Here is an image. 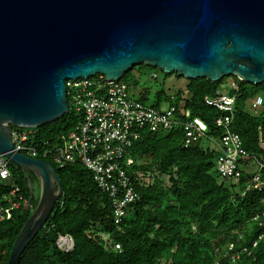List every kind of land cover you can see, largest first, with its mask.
<instances>
[{
	"label": "trees",
	"instance_id": "trees-1",
	"mask_svg": "<svg viewBox=\"0 0 264 264\" xmlns=\"http://www.w3.org/2000/svg\"><path fill=\"white\" fill-rule=\"evenodd\" d=\"M158 71L164 81L175 76L188 82L185 91L176 93V104L212 126L220 112L206 105L205 100L221 90L225 77L219 82L206 78L187 80L176 73L166 74L140 65L127 72L123 78L126 82H123L137 91L141 76L151 73L157 77ZM231 83L238 86L237 91L230 88L228 92L237 96L232 130L239 134L249 154L261 153L264 83L253 85L235 77L231 78L230 86ZM153 94L150 99V89H143L133 95L158 108L170 100L164 87ZM257 96L262 98L263 104L258 109L261 110L258 117L254 118L243 104ZM77 121L70 111L39 127L37 139L54 141L73 129ZM183 141L181 128L157 134L142 133L131 150L132 172L150 174L151 183L146 187L137 186L140 199L131 205L121 225H115L110 219V200L98 189L84 166L70 164L60 169L50 161L62 184L63 195L18 264H264V238L258 239L264 234V228L252 221L257 214L261 216L260 221H264V192L247 189L256 167L249 164L242 169L243 177L238 181L221 179L216 172L218 152L211 142L202 140L185 147ZM12 167V180L0 181V204L13 183L21 188L25 200L9 221L0 223V264H8L14 244L38 203L35 196L29 203V184L22 171L15 165ZM92 233L108 234L113 242L120 243L122 252L106 248L104 241ZM62 236L73 239L71 251L59 247L57 242ZM230 244L233 250L229 252ZM244 247L250 254H241L233 263L230 255L241 252Z\"/></svg>",
	"mask_w": 264,
	"mask_h": 264
},
{
	"label": "water",
	"instance_id": "water-1",
	"mask_svg": "<svg viewBox=\"0 0 264 264\" xmlns=\"http://www.w3.org/2000/svg\"><path fill=\"white\" fill-rule=\"evenodd\" d=\"M187 80L264 83V0H0V153L40 198L8 264L20 258L63 195L49 162L16 153L12 128L69 113L65 82L120 81L136 66Z\"/></svg>",
	"mask_w": 264,
	"mask_h": 264
},
{
	"label": "built area",
	"instance_id": "built-area-1",
	"mask_svg": "<svg viewBox=\"0 0 264 264\" xmlns=\"http://www.w3.org/2000/svg\"><path fill=\"white\" fill-rule=\"evenodd\" d=\"M65 85L69 112L72 111L78 120L74 128L62 133L54 141H40L37 139L39 127H13L14 150L28 158L49 163L51 161L60 169L70 164L84 166L98 189L110 200V219L115 225H121L125 221L131 205L140 199L137 186L146 187L151 183L150 174L132 172L134 159L131 150L144 131L157 134L181 128L185 147L202 140L211 142L218 152L216 172L221 179L238 181L243 177L242 169L253 164L256 171L248 182L247 189L264 192V140L260 133L259 147L262 152L249 154L243 147L239 134L232 130L237 96L220 90L215 96L206 98V105L220 112L210 126L201 118L192 117L189 111L181 110L175 97L160 108L140 101L122 80L110 81L98 74L86 80H67ZM230 87L234 91L238 89L237 83H231ZM247 102L253 109H260L263 104L259 96ZM13 165L15 164L0 153L1 182L12 180ZM8 189L7 196L0 204V223L9 221L25 200L18 185L13 183ZM260 217L257 214L252 221L259 222V226L264 228V221H260ZM95 236L104 241L106 248L122 252L120 243L113 242L108 234ZM242 238L243 234L240 233L239 239ZM263 238L264 234L258 237L259 240ZM57 243L65 251H71L74 246V241L69 236L60 237ZM256 245L257 242L253 244L254 247ZM231 250L233 244L228 247V251ZM244 253L250 254L248 248L244 247L241 252L231 254V261L235 263Z\"/></svg>",
	"mask_w": 264,
	"mask_h": 264
},
{
	"label": "rangeland",
	"instance_id": "rangeland-1",
	"mask_svg": "<svg viewBox=\"0 0 264 264\" xmlns=\"http://www.w3.org/2000/svg\"><path fill=\"white\" fill-rule=\"evenodd\" d=\"M158 76L156 77V75L154 74H146L144 76H141V80H140V86L138 88V90H134L133 86L131 87V93L132 94H137L140 90L143 89H150V99L153 98V93L156 92V89L164 87L166 89V92L168 93V95L170 96V98L175 97L176 93L178 91H185L186 85L188 84V82L184 79H178L175 76H170L168 79H166L165 81L163 80V76L161 74V71H158ZM137 74V72H136ZM157 80H154V79ZM232 77H225L224 78V82L223 85L221 86V91L228 93L230 91V80ZM122 81H125L124 79H122ZM151 103V102H149ZM243 107L254 117L257 118L258 114L260 113L261 110L258 109H253L251 108V104L249 102H245L243 104ZM262 108V107H261ZM260 108V109H261ZM31 180L33 182L34 185V189H35V199H37V201H39L40 198V181L37 179V177L34 174H31ZM38 204V203H37ZM131 216V215H130ZM166 261V260H165Z\"/></svg>",
	"mask_w": 264,
	"mask_h": 264
}]
</instances>
